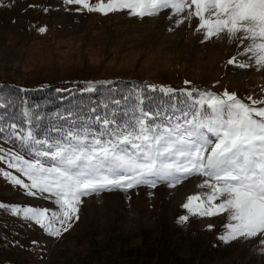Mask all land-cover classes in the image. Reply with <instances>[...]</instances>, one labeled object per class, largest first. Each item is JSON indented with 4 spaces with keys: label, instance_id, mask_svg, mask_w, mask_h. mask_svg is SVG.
<instances>
[{
    "label": "rangeland",
    "instance_id": "374dc122",
    "mask_svg": "<svg viewBox=\"0 0 264 264\" xmlns=\"http://www.w3.org/2000/svg\"><path fill=\"white\" fill-rule=\"evenodd\" d=\"M0 5V81L21 88L79 82L92 90L117 79L140 80L172 89L171 93L200 90L221 95L228 90L246 103H251L248 97L264 98V69L229 64L233 56L239 62L247 60L238 55L243 48L226 37L205 40L203 32L196 31L195 19L178 24L164 12L143 19L126 10L90 12L65 0H0ZM0 148L22 155L3 142ZM0 170L30 183L3 161ZM195 178L176 187L157 183L83 197L79 219L53 237L11 209L58 210V206L50 199L27 195L0 174V205L7 210L13 239L4 260L10 264H261L264 244L257 243L254 249L255 238L225 243L219 239L227 231L220 216L192 215L183 207L189 196L205 191L188 189ZM185 215L188 221L179 222ZM249 251L252 256L244 260Z\"/></svg>",
    "mask_w": 264,
    "mask_h": 264
},
{
    "label": "snow or ice",
    "instance_id": "6c2138e0",
    "mask_svg": "<svg viewBox=\"0 0 264 264\" xmlns=\"http://www.w3.org/2000/svg\"><path fill=\"white\" fill-rule=\"evenodd\" d=\"M65 3L104 14L126 10L141 19L164 12L169 19L175 16L178 24L195 19L196 31H202L205 40L226 37L229 43L235 41L238 48H243L238 55L247 60L239 62L233 56L229 64L264 69V0ZM182 94L185 107L178 113L161 118L138 104L122 123L113 118L115 110L103 118L97 116L94 123L100 125L98 130L68 121L71 127L57 129L58 136L41 138L31 126L20 136L16 125H11L12 136L30 158L0 148V161L30 183L7 171L0 170V174L24 188L27 195L50 199L58 206V210L12 208V212H22L48 235L59 237L72 227L74 219H79L83 197L140 185L156 187L157 183L176 187L197 177V186L205 191L189 196L183 207L192 215L220 216L227 231L219 239L225 243L255 238L254 242L264 244V98L248 97L251 103H246L228 90L221 95L200 90ZM114 103L119 105L120 101ZM28 122L32 124L30 118ZM187 221V215L179 218L181 223Z\"/></svg>",
    "mask_w": 264,
    "mask_h": 264
},
{
    "label": "trees",
    "instance_id": "16d2710c",
    "mask_svg": "<svg viewBox=\"0 0 264 264\" xmlns=\"http://www.w3.org/2000/svg\"><path fill=\"white\" fill-rule=\"evenodd\" d=\"M182 93H166L153 82L140 80L117 79L99 84L92 90H87L79 82L21 88L10 82L0 81V104L3 105L0 107V127L3 128L0 142L30 158L21 150L19 140L12 136L11 125H16L15 131L20 136L31 126L41 138L58 136L57 129L62 126L71 127L68 121H75L78 125L87 124L98 130L100 125L94 123L97 116L103 118L115 110L113 118L122 123L130 118L138 104L145 111L159 113L161 118L178 113L179 109L185 107L186 97ZM114 101H120V104L117 105ZM37 124L39 127L35 128ZM6 217L7 210L0 207V264H10L4 259L13 247Z\"/></svg>",
    "mask_w": 264,
    "mask_h": 264
},
{
    "label": "bare ground",
    "instance_id": "6f19581e",
    "mask_svg": "<svg viewBox=\"0 0 264 264\" xmlns=\"http://www.w3.org/2000/svg\"><path fill=\"white\" fill-rule=\"evenodd\" d=\"M173 18H174L173 20H176V17H175V16H174ZM176 21H177V20H176ZM197 179H198V178H195V179L191 182V184H189L188 189H190V190H192V191H197V190H198L199 187H198L197 184H196ZM186 189H187V187H186ZM256 244H257V243L254 242V240H253V242H252V246H254V249L256 248ZM250 256H252V255H251V251H249L248 254H247L246 256H245V254H244V255H243V258H244V260H245V259H249ZM260 261H261V264H262V263L264 264V255L261 256V260H260Z\"/></svg>",
    "mask_w": 264,
    "mask_h": 264
}]
</instances>
